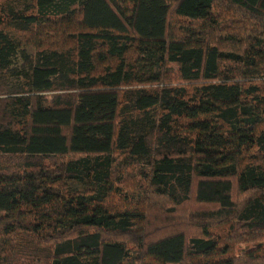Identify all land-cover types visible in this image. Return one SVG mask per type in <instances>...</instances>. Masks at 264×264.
<instances>
[{
	"label": "trees",
	"instance_id": "obj_1",
	"mask_svg": "<svg viewBox=\"0 0 264 264\" xmlns=\"http://www.w3.org/2000/svg\"><path fill=\"white\" fill-rule=\"evenodd\" d=\"M264 264V0H0V264Z\"/></svg>",
	"mask_w": 264,
	"mask_h": 264
},
{
	"label": "rangeland",
	"instance_id": "obj_2",
	"mask_svg": "<svg viewBox=\"0 0 264 264\" xmlns=\"http://www.w3.org/2000/svg\"><path fill=\"white\" fill-rule=\"evenodd\" d=\"M145 263L146 264H157L155 261H153V259H151V258H148V259H146L145 260Z\"/></svg>",
	"mask_w": 264,
	"mask_h": 264
}]
</instances>
